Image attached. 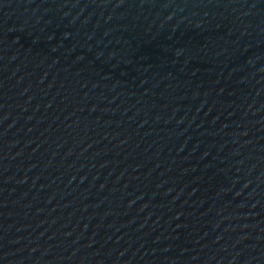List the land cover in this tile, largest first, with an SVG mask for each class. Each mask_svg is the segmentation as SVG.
<instances>
[{"label": "water", "instance_id": "95a60500", "mask_svg": "<svg viewBox=\"0 0 264 264\" xmlns=\"http://www.w3.org/2000/svg\"><path fill=\"white\" fill-rule=\"evenodd\" d=\"M0 264H264V0H0Z\"/></svg>", "mask_w": 264, "mask_h": 264}]
</instances>
